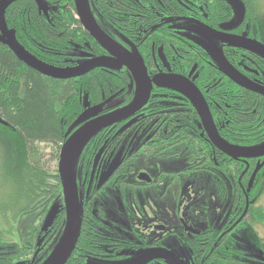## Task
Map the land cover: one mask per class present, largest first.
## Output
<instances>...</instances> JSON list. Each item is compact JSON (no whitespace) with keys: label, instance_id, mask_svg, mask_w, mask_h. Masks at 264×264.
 Instances as JSON below:
<instances>
[{"label":"trees","instance_id":"16d2710c","mask_svg":"<svg viewBox=\"0 0 264 264\" xmlns=\"http://www.w3.org/2000/svg\"><path fill=\"white\" fill-rule=\"evenodd\" d=\"M43 1L47 5L46 12L40 10L34 0H6L2 11L3 23L18 46L45 65L56 68L78 66L83 61L101 56L89 58L85 54L91 43L95 50H100V46L77 18L74 0ZM124 1L127 0H89V5L96 20V15L102 11L110 17L113 12L124 13L128 8ZM240 1L247 6L244 5V18L250 24L249 37L262 42L259 29L264 28L263 0ZM202 2L210 5V0ZM215 15L217 22H224L231 17L226 9L221 12L217 9ZM141 19L142 24L146 25L145 16H141ZM201 53L203 59L200 55L197 57L195 51L181 52V63L173 70L187 74L194 67L196 76L193 82L208 103L217 132L227 143L236 146L262 143L264 96L235 84L218 69L205 50ZM223 54L246 80L264 86L263 58L238 47L225 48ZM129 88V74L125 70L115 69L112 72L106 67H96L82 76L71 78L45 74L19 57L18 52L0 38V179L1 184L7 185L9 190L0 192V264H19L17 262L24 261L27 254L24 244L32 247L37 235L40 237L35 241L41 244L40 239L44 237L46 244L45 254L40 253L39 262L46 258L48 248L54 247L62 233L65 210L57 167L49 171L45 159L49 156L50 161H58L59 151L63 141L71 134L73 123L89 108L100 106L102 114L127 105L132 99ZM157 88H153L147 104V109L153 113L144 117L140 112L136 113L131 117L132 123L134 121L131 128L149 127L155 121L154 126L167 127L166 134H163L166 144L176 141L173 126L178 125L181 127L178 131L180 141H190L191 148V155L186 159L188 167L182 168L184 173L190 169L197 171L191 165H197L196 168L202 171L212 168L216 173L225 172L226 176H231L230 180L234 184H238L241 170H247L243 182L248 183L257 162H262L264 157L249 159L247 167L242 160L229 158L208 139L199 136L202 132L199 116L186 98L172 89ZM172 94L176 95L175 105L171 102ZM86 98L87 107L84 105ZM172 108H176V111H170ZM121 123L107 127L89 140L82 157L93 148L94 142H97L95 149L103 145L111 146L110 143L105 144L109 137L105 135L115 129L127 130L132 124L129 121L120 126ZM132 171L125 170L128 177L133 176ZM263 171L264 165L253 178V182H256V177L259 180L250 188L249 199L255 195V191H264L258 188ZM242 198L244 200V194ZM55 205V217L42 231L50 208ZM250 211L252 223L264 222L261 207L251 204ZM25 218L31 222L28 237L24 241L23 231H20L23 237L12 248L5 236H18L19 227ZM89 218L90 215L85 212L82 214L78 243L65 264H83L84 256L94 251L92 245L96 242L97 230L90 225Z\"/></svg>","mask_w":264,"mask_h":264},{"label":"flooded vegetation","instance_id":"af4514ba","mask_svg":"<svg viewBox=\"0 0 264 264\" xmlns=\"http://www.w3.org/2000/svg\"><path fill=\"white\" fill-rule=\"evenodd\" d=\"M124 3L128 5L124 13L113 12L110 17L102 11L96 15L97 23L101 31H104L123 50L138 52L150 77L160 73H177L173 69L181 63V52L195 51L197 57L200 55L203 59L200 51L203 52L204 48H201L194 38L178 27L181 20H191L201 27L204 24L211 29L221 31L222 24L232 20L234 15L227 0H210V5L204 4L202 0H127ZM244 5L246 6V3ZM217 9L220 12L226 9L231 14L230 19L217 22L215 15ZM141 16H145L146 25L142 24ZM249 30L250 24L244 18L237 27L227 30V32L232 35H247L249 37ZM220 47L234 49L223 41L220 42ZM85 54L89 58L100 55L110 56L104 47L100 46V50H95L93 43L87 46ZM106 68L112 72L115 69L125 70L129 74V93L133 98L135 87L132 85V76L127 67L111 66ZM244 69L247 70V68ZM189 73L190 71L184 75L187 76ZM194 73L193 70L192 76ZM154 87L157 88L155 85ZM157 89H164V87ZM170 96L171 102L175 105L176 95ZM150 98L139 110L143 117L153 113L147 109ZM170 111H176V108H172ZM131 117L125 122L123 121L124 123L122 122L120 126L129 123V121L132 123L133 118L131 119ZM154 122H151L149 127L131 128L133 121L127 130L115 129L105 135L109 136L105 144L110 143L111 146L103 145V147L95 149L97 142H94L93 148L86 155L82 157L83 153L81 154L76 169V185L82 214L85 212L88 216L90 215V225L95 226L97 230L95 231L97 239L92 245L94 251H90L87 256H84L83 264H121L124 261L134 260L146 249L157 250V248L164 249L167 253L172 252L178 260H182L185 264H264L262 250L257 256L249 254L251 257L245 259L233 252L235 249L232 246L235 241L233 232L244 224L253 225L255 223L251 221L250 205L252 202L249 200L246 190L248 183L243 182L247 177V170H241L238 184H234L236 190H240V194H244L243 208L236 207L240 211L235 212L234 208L228 215L231 208H229L230 202H227L226 206L224 204L225 208L220 221L213 218L209 221L210 219L204 216L195 221L191 213L190 216L185 213V206H182L181 210L174 209L171 212L170 208L164 207L163 215L155 214V212L146 215L138 209L143 203L139 199L143 188H146L145 191L155 190L157 192L161 188L168 187L167 178H174V174L183 173L181 167L174 171L166 167L172 160L179 161L178 152L174 151L171 155L173 157H168L170 159H167L164 154L165 148L179 147L182 143L178 133L181 127L173 126L176 141L165 144L163 134H166L167 127L154 126ZM200 127L202 132L199 133V136L210 141L206 137L203 127ZM185 143L189 144L190 141ZM209 156H212V152L209 153ZM241 160L243 161V159ZM127 169L133 170L132 177H128L126 174L125 170ZM142 173H145L144 178H140ZM231 186L233 184L227 188H231ZM211 188L210 186V192H212ZM209 189L207 188V190ZM214 189L216 190V188ZM235 195L238 196L239 193ZM144 199L146 200V198ZM117 201L120 202L122 210ZM235 203L238 204L233 200L232 204ZM214 207L218 212L216 203ZM186 216L191 219H187ZM37 236L36 241L40 237ZM35 240L32 247L27 243L24 244L27 249L26 259L20 261L19 264H41L46 259L39 262L42 256L40 253L45 254L44 237L41 244ZM167 240H170L169 244L166 243ZM48 249L50 252L52 248ZM146 264L170 263L162 257H157Z\"/></svg>","mask_w":264,"mask_h":264},{"label":"water","instance_id":"95a60500","mask_svg":"<svg viewBox=\"0 0 264 264\" xmlns=\"http://www.w3.org/2000/svg\"><path fill=\"white\" fill-rule=\"evenodd\" d=\"M34 1L37 2L40 10L46 12L47 5L43 0ZM5 3L6 0H0V38L10 44V46L18 52L19 57H21L24 61H27L33 67L54 77L71 78L74 76H82V74L87 73L96 67L104 68L111 66H125L132 76V85L135 87L133 98L127 105L102 114L100 113V106L89 108L75 120L73 126L71 127V134L63 141V145L58 154L59 159L56 164V170L62 188L65 223L56 244L41 264H65L78 243L77 241L81 232L82 209L78 187L76 185V169L79 158L88 141L107 127L126 121L129 117L138 113L139 110L148 102L154 85L170 90L172 89L182 97L184 96L193 108H195L196 114L200 119V126L203 127L206 137L210 139L214 147L221 150L229 158H233L234 160L243 159L247 167V161L249 159H261L264 157V140L262 143L256 145L236 146L231 143H227L222 136L219 135L216 126L214 125L212 115L210 114L208 103H206L203 94L195 85V82H193L196 75H194L193 78L191 77L194 67L190 69V73L187 76L171 72L160 73L150 77L138 52L135 53L123 50L115 41H112L104 31H101L93 16L92 10L90 9L89 0H74V10L76 11L77 18L81 21L84 29L89 32L90 36L93 37L102 48L104 47L110 53V56L95 57L93 59L83 61L78 66L66 68H56L50 65L47 66L38 59H35L33 56H30L22 49V47L17 45L13 35L6 31L5 24L3 23L2 11ZM227 3L231 5L235 15L232 20L222 24L221 31L211 29L204 24H202V26L207 28L210 33L218 36L224 43L226 42L228 46L249 50L256 56L264 59L263 42L250 38L247 35H232L227 32V30L237 27L245 17V6L243 2L240 0H227ZM208 55L211 57L209 53ZM218 59L219 61L213 59V62L216 63L218 69L225 76L246 90H251L264 96V86H259L250 80H246L238 70L231 66L228 59L225 58L221 47ZM84 105L86 107L88 106L87 98ZM261 165L262 164L260 163L256 164L255 169L249 178L250 180L246 188L247 192L250 191L254 181L253 178L261 168ZM144 177L145 173H142L140 178ZM118 204L120 207V202H118ZM247 205L248 201L246 207ZM120 209L122 210V207H120ZM56 212L57 205L52 206L45 219V223L42 226V231H44L51 224ZM157 257L166 259L170 264H185L182 260H178L172 252L167 253L166 250L160 248H157V250L146 249V251L141 253L140 256L136 257L134 260L124 261V263L121 264H146L150 260Z\"/></svg>","mask_w":264,"mask_h":264},{"label":"rangeland","instance_id":"374dc122","mask_svg":"<svg viewBox=\"0 0 264 264\" xmlns=\"http://www.w3.org/2000/svg\"><path fill=\"white\" fill-rule=\"evenodd\" d=\"M178 27H181L187 34L194 38L200 47L204 48V50L211 55L212 60L215 59L219 61L220 42L222 40L218 36L210 33L203 26L201 27L191 20H181L178 24ZM259 35L262 38V42L264 43V28L259 29ZM173 137L175 138V136ZM174 151L178 152L180 155L178 158L179 161L172 160L170 164L166 166L167 169L170 168L173 171L180 167L181 169H184V167L187 166L186 159L189 155H191V148L189 147V144L180 143L179 147H171L169 149L165 148L164 154L166 158L170 159L168 157H173L171 155H173ZM46 153H48V149H46ZM56 163L57 162L54 160L50 161L49 156H47L45 159V166H47L46 168H48L49 171L56 169ZM257 163L262 164L261 167H263L264 160L262 162L258 161ZM191 167H194V170L197 171L190 169L192 172H183L179 175L174 174V178H167V188H161L157 192H155V190L145 191L146 188H143V190H141V195H139V199L143 203L140 204L138 209L144 212L146 215L152 214V212L163 215L164 207H167L168 209L170 208L171 212L174 209H176V211L181 210V207L185 206V213H187L188 216H190L191 213L193 216L192 218L195 221L200 220V218L203 216L210 219L209 221H211L212 218L220 221L222 220V211L225 208L224 204L226 206L227 202H230L229 208H231L230 210L228 209V215L231 214L230 211L234 208L235 212L240 211V209H237L236 207L243 208L245 202L242 198L243 194H240V190H236L234 183L232 180H230L231 176H226L225 172L216 173L214 170H212V168H208V170L203 169L202 171V169L196 168L197 165H191ZM139 170L141 171L142 169ZM260 176L261 177L259 178H261L260 180L262 181L258 184V188L264 189V171ZM258 180L259 179L256 177V182H253L252 186H255ZM231 184H233V186H231V188H227V186ZM6 186L7 185H4V183L1 184L0 179V192H9L8 187ZM210 186L212 187V192H210ZM207 188L209 190H207ZM214 188H216V190ZM237 193H239L238 196L235 195ZM144 198H146V200ZM233 200L237 201L238 204H232ZM249 200L253 205L261 207L264 211L263 190L259 193L255 191V195H253V197ZM215 203L218 205V207H216L218 212L215 211ZM224 213L227 212L224 211ZM225 217L227 216L225 215ZM186 218L191 219V217L187 216ZM30 223V220L25 218L19 227L18 236H5L6 239L11 243L10 245H12V248L15 245H18L16 242H18L19 238L21 239L23 237L21 235L22 231L24 234V241L27 239L28 226ZM232 235L234 236L235 240L232 244V246L235 247L233 252L237 253L238 256L244 257V259L251 257L249 254H254L257 256L260 253V250H262L261 255H264V222L255 221L253 225L244 224L243 226L238 227V229L234 231ZM42 239L43 237L40 240ZM166 243L169 244L170 240H167Z\"/></svg>","mask_w":264,"mask_h":264}]
</instances>
